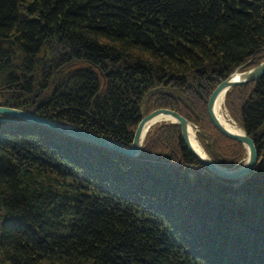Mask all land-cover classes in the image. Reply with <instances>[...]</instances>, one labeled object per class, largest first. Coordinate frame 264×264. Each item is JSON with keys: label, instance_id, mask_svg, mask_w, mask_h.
<instances>
[{"label": "trees", "instance_id": "obj_1", "mask_svg": "<svg viewBox=\"0 0 264 264\" xmlns=\"http://www.w3.org/2000/svg\"><path fill=\"white\" fill-rule=\"evenodd\" d=\"M263 59L264 0H0V105L126 146L168 107L218 163L241 164L245 146L215 127L208 100ZM225 106L259 154L239 180L203 165L174 122L133 157L0 121V264H264V74Z\"/></svg>", "mask_w": 264, "mask_h": 264}, {"label": "water", "instance_id": "obj_2", "mask_svg": "<svg viewBox=\"0 0 264 264\" xmlns=\"http://www.w3.org/2000/svg\"><path fill=\"white\" fill-rule=\"evenodd\" d=\"M4 41L9 43L14 42V40L11 39H4ZM263 74H264V59L259 64L247 69L241 70L240 67H238L216 86V88L212 91L210 98L208 100L209 115L215 127L225 135L241 141L246 148V157L244 158V161L241 164L235 166H225L218 163L207 152L201 140L199 139L197 133V137L205 150L203 154L198 152L193 147L189 134V126L190 125L193 126L198 132L199 130L198 125H196L189 118L181 114L179 111L168 107L156 108L153 111L145 114L141 118L134 132L133 141L130 146H126L115 139L88 131L75 124L69 122L57 121L52 118L39 115L33 111H28L14 106L0 105V114L7 116V117H0V121L17 119L19 121L40 124L52 128L54 130H57L63 134L75 137L77 139L89 143H93L105 148L114 149L133 157H138L142 153L145 138L147 136V133L150 131V129H152V127L162 122H174L179 124L181 127L182 138L187 149L203 165H205L213 173H215L216 175L222 178L239 180L251 174L254 170L257 169L259 165L258 149L255 140L231 115L230 117L238 125L240 131L232 130L222 122V120L218 115V111L216 109L217 99L223 93L225 98L226 92L234 85L243 84L252 80H256L260 78ZM143 160L148 164H152L156 166L159 164L158 160H152L146 158Z\"/></svg>", "mask_w": 264, "mask_h": 264}, {"label": "bare ground", "instance_id": "obj_3", "mask_svg": "<svg viewBox=\"0 0 264 264\" xmlns=\"http://www.w3.org/2000/svg\"><path fill=\"white\" fill-rule=\"evenodd\" d=\"M224 93L221 94L218 99H217V105H216V109L218 111V115L220 117V119L222 120V122L229 127L232 130H236V131H240V128L238 127V125L233 121V119L230 117V115L228 113H225L226 109L224 108ZM197 130L193 127V126H189V134H190V139L192 141V145L193 147L200 152L201 154L204 153V147L201 144V142L199 141L198 137H197Z\"/></svg>", "mask_w": 264, "mask_h": 264}, {"label": "rangeland", "instance_id": "obj_4", "mask_svg": "<svg viewBox=\"0 0 264 264\" xmlns=\"http://www.w3.org/2000/svg\"><path fill=\"white\" fill-rule=\"evenodd\" d=\"M224 108L226 109L225 113H228V114L230 115V113H229L227 107L225 106V102H224Z\"/></svg>", "mask_w": 264, "mask_h": 264}]
</instances>
